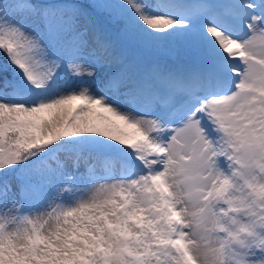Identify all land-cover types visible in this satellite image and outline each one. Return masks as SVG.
Wrapping results in <instances>:
<instances>
[{"label": "snow or ice", "instance_id": "snow-or-ice-1", "mask_svg": "<svg viewBox=\"0 0 264 264\" xmlns=\"http://www.w3.org/2000/svg\"><path fill=\"white\" fill-rule=\"evenodd\" d=\"M0 264H264V0H0Z\"/></svg>", "mask_w": 264, "mask_h": 264}, {"label": "rangeland", "instance_id": "rangeland-1", "mask_svg": "<svg viewBox=\"0 0 264 264\" xmlns=\"http://www.w3.org/2000/svg\"><path fill=\"white\" fill-rule=\"evenodd\" d=\"M54 3H80L87 5L90 0H50ZM99 2H114V0H99ZM91 11L90 9H87ZM82 23H87V18L82 19ZM114 31V30H113ZM127 54L134 58L136 63L142 69H149L154 66L169 65L168 56L172 55L183 62H187V65L195 59L196 46L194 42H173L168 44H159L151 47L130 46L127 48ZM184 56H186L184 58ZM186 65V64H182ZM61 159L66 160L68 171H72L71 160H68L64 155H61ZM80 171H84L83 164H81Z\"/></svg>", "mask_w": 264, "mask_h": 264}, {"label": "bare ground", "instance_id": "bare-ground-1", "mask_svg": "<svg viewBox=\"0 0 264 264\" xmlns=\"http://www.w3.org/2000/svg\"><path fill=\"white\" fill-rule=\"evenodd\" d=\"M169 66H172V65H169Z\"/></svg>", "mask_w": 264, "mask_h": 264}]
</instances>
